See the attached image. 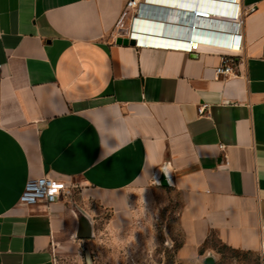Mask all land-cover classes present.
I'll return each mask as SVG.
<instances>
[{
	"label": "crops",
	"instance_id": "obj_1",
	"mask_svg": "<svg viewBox=\"0 0 264 264\" xmlns=\"http://www.w3.org/2000/svg\"><path fill=\"white\" fill-rule=\"evenodd\" d=\"M128 1L0 0V264H60L93 230L130 227L162 171L182 201L169 264H264V0H224L241 29L228 13L196 26L242 35L228 77L216 74L226 49L199 43L192 57L182 31L123 15ZM149 1L174 26L212 9ZM43 176L86 183L17 208Z\"/></svg>",
	"mask_w": 264,
	"mask_h": 264
},
{
	"label": "rangeland",
	"instance_id": "obj_2",
	"mask_svg": "<svg viewBox=\"0 0 264 264\" xmlns=\"http://www.w3.org/2000/svg\"><path fill=\"white\" fill-rule=\"evenodd\" d=\"M68 185L71 190L85 186L81 181ZM152 194L155 202L138 205L143 212L135 216L133 225L111 232L93 230L87 246L82 245L60 264H169L183 239L178 220L181 193L175 188L160 186ZM214 245L230 258L234 255L217 241ZM256 263V258L248 260V264Z\"/></svg>",
	"mask_w": 264,
	"mask_h": 264
},
{
	"label": "built area",
	"instance_id": "obj_3",
	"mask_svg": "<svg viewBox=\"0 0 264 264\" xmlns=\"http://www.w3.org/2000/svg\"><path fill=\"white\" fill-rule=\"evenodd\" d=\"M143 6L144 5L140 3V0H129L124 7L123 15L128 14L134 8L139 9ZM188 14L190 16H194V20H209V18H212V14L207 13L206 16H204L205 14H203V12L195 11V9H192V11L188 12ZM224 23H226V25H238V27L241 29L243 25L241 12L236 15L234 10L232 13V21H224ZM226 36H229L227 43H234L240 48L239 52L223 53L221 56L220 65L216 68L217 76L223 75L228 77L237 75V66L241 60L240 54L242 52V35L239 33H227ZM130 38H134L132 34L130 35ZM187 51L191 53H199V51L195 48L189 49ZM200 112H204V107L200 109ZM81 182L84 185L86 183L85 181ZM70 192L71 188L64 181L56 180L48 176L31 179L26 182L24 191L19 197L16 207L20 209H29L30 207L37 204L49 205L56 202L62 193ZM261 253L264 254V236L262 237L261 241Z\"/></svg>",
	"mask_w": 264,
	"mask_h": 264
},
{
	"label": "bare ground",
	"instance_id": "obj_4",
	"mask_svg": "<svg viewBox=\"0 0 264 264\" xmlns=\"http://www.w3.org/2000/svg\"><path fill=\"white\" fill-rule=\"evenodd\" d=\"M158 1L159 2H156V4H163L166 6L173 5V4L184 5V4H191V3H204V4H207L209 6V8H212V9H207L205 7H202V6L193 7L192 9H195V11L203 12V14H205L204 16H206L207 13L212 14V16H214V19L217 16H219V17H217L218 19H220V18L224 19V17H226L228 15L232 16V13L234 12L231 10L228 13L224 10L227 7V4L225 3L224 0H158ZM227 13H228V15H227ZM192 17H194V16H192ZM210 17H211V15H210ZM170 19L173 20L172 18H170ZM209 19H211V18H209ZM212 19H213V17H212ZM144 20H146V19H144ZM201 21H203V20H194V23L190 24V26H187V27L179 26V25L174 26V24H173V26H164L162 24L158 25V24H151L149 22H147V23L149 24L150 27L158 28L159 32L161 33V35L163 34L164 37L176 36V35H174L175 32L182 31L183 33H180V34L182 35V37L188 38L187 42L191 45V49L192 48L198 49V46L200 43V44H209V45H213L216 47L224 48V49H226V53L239 52L240 51V48L237 45H235L234 43H232V44L227 43L228 42L227 40H229V39H227V37H229V36L221 34L224 31L219 30V29H221V28L223 29L225 26L223 27L222 25H220V26H217L216 29H211L210 31L207 30L208 32L219 33V34H216V37H214V36H211V33L201 32V29L196 28V26L201 27L199 25V24H203ZM131 34L134 37V35H133L134 33L132 32ZM180 34L178 33L177 35H180ZM134 38L136 39V37H134ZM136 41H137V39H136ZM195 41H196V44H194Z\"/></svg>",
	"mask_w": 264,
	"mask_h": 264
},
{
	"label": "water",
	"instance_id": "obj_5",
	"mask_svg": "<svg viewBox=\"0 0 264 264\" xmlns=\"http://www.w3.org/2000/svg\"><path fill=\"white\" fill-rule=\"evenodd\" d=\"M144 6L140 9V17L138 18V20L135 22L137 23L140 19H146L147 22L151 23V24H158V25H164V26H173V20H171L170 18L173 19V17H175L176 15H173L172 13H169V10H164L162 8H158L157 10L152 9V5L153 2H150L149 0H144L143 2ZM149 34V33H148ZM124 44H131V45H135L137 43V41L134 38H127L124 39L123 41ZM192 57H197L196 53H191ZM156 181L157 184L160 186H170L171 185V181L168 177V175L162 171L161 173H159L156 176ZM208 260V261H207ZM206 262H213V259L211 257H207L206 258Z\"/></svg>",
	"mask_w": 264,
	"mask_h": 264
},
{
	"label": "snow or ice",
	"instance_id": "obj_6",
	"mask_svg": "<svg viewBox=\"0 0 264 264\" xmlns=\"http://www.w3.org/2000/svg\"><path fill=\"white\" fill-rule=\"evenodd\" d=\"M233 2H234V0H233Z\"/></svg>",
	"mask_w": 264,
	"mask_h": 264
}]
</instances>
